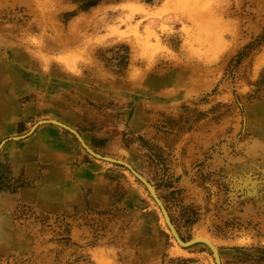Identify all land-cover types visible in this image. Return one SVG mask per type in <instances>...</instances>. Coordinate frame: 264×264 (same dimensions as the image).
<instances>
[{"label": "rangeland", "instance_id": "374dc122", "mask_svg": "<svg viewBox=\"0 0 264 264\" xmlns=\"http://www.w3.org/2000/svg\"><path fill=\"white\" fill-rule=\"evenodd\" d=\"M43 128L86 180L23 175ZM149 188L264 264V0H0V264H216Z\"/></svg>", "mask_w": 264, "mask_h": 264}, {"label": "crops", "instance_id": "0c3cea01", "mask_svg": "<svg viewBox=\"0 0 264 264\" xmlns=\"http://www.w3.org/2000/svg\"><path fill=\"white\" fill-rule=\"evenodd\" d=\"M35 139L38 141L37 158L41 162L47 161V164L43 165L45 169L41 172L37 169V162L33 160L20 162L23 175H64L62 179H66V175H77L80 181L86 180L89 164L68 137L61 135L56 129L43 128L39 129ZM46 196L41 191L38 199L45 200Z\"/></svg>", "mask_w": 264, "mask_h": 264}, {"label": "water", "instance_id": "95a60500", "mask_svg": "<svg viewBox=\"0 0 264 264\" xmlns=\"http://www.w3.org/2000/svg\"><path fill=\"white\" fill-rule=\"evenodd\" d=\"M47 121H49V122H53V123H57V124L62 125V126H65V125H63L62 123L57 122V121H54V120H47ZM40 122H43V120H42V121H39L38 123H40ZM65 127H67V126H65ZM67 128H68V127H67ZM68 129H70V130L76 135V137H77L78 140L81 142V144L83 145V147H84L89 153H91V154H93V155H95V156H97V157H101V158H104V159H107V160H111V161H116V162H118V163H121V164L125 165V166H126L128 169H130V170H131V171H132V172H133V173H134L139 179H141V181H143V182L147 185V187H149L147 181H146L141 175H139L137 172H135V171L131 168V166H130L129 164H127L126 162H123V161H121V160H115V159L110 158V157H102V156H100V155L94 153L93 151H91V150H90V149L84 144V142L81 140V138L79 137V135H78L74 130H72L71 128H68ZM18 138H20V137H13V139H18ZM149 191H150L152 197L154 198V200L156 201V203L158 204V206L160 207V210H161V212H162V214H163V217H164V219H165V222H166V224L168 225V227H169V229H170L172 235L174 236L175 240H176L180 245H184V246H185V245H189V244H191L192 242H195V241H204V240H202V239H200V238L192 239V240L187 241V242L182 241V240L178 237V235H177V233L175 232L173 226L171 225L170 220H169V218H168V216H167V214H166V212H165V209H164L163 205L161 204V202L159 201L158 197L156 196V194L154 193V191H153L151 188H149ZM215 259H216V264H219V259H217L216 256H215Z\"/></svg>", "mask_w": 264, "mask_h": 264}, {"label": "bare ground", "instance_id": "6f19581e", "mask_svg": "<svg viewBox=\"0 0 264 264\" xmlns=\"http://www.w3.org/2000/svg\"><path fill=\"white\" fill-rule=\"evenodd\" d=\"M55 121V120H54ZM57 124V123H56ZM165 220V219H164ZM197 239V238H196ZM200 239H202V240H204L203 242L204 243H206L209 247H210V249L214 252V254H215V256L217 257V259H218V256H217V250L213 247V245L208 241V239H206V238H204V237H202V238H200Z\"/></svg>", "mask_w": 264, "mask_h": 264}]
</instances>
